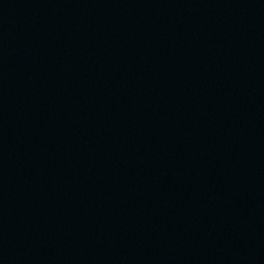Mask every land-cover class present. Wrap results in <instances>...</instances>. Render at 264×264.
<instances>
[{
	"label": "water",
	"instance_id": "95a60500",
	"mask_svg": "<svg viewBox=\"0 0 264 264\" xmlns=\"http://www.w3.org/2000/svg\"><path fill=\"white\" fill-rule=\"evenodd\" d=\"M0 264H264V0H0Z\"/></svg>",
	"mask_w": 264,
	"mask_h": 264
}]
</instances>
